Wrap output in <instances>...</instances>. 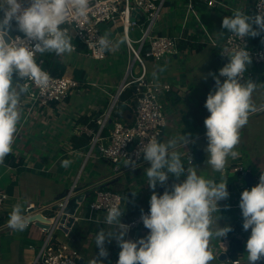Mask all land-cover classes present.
Here are the masks:
<instances>
[{
    "label": "crops",
    "instance_id": "0c3cea01",
    "mask_svg": "<svg viewBox=\"0 0 264 264\" xmlns=\"http://www.w3.org/2000/svg\"><path fill=\"white\" fill-rule=\"evenodd\" d=\"M255 1L218 0L215 6H209L204 0H194V7L199 18L205 23V26L217 41V45H214L210 41H204L199 36L197 33L199 29L196 27L195 21L191 22L189 27L183 28L182 17L187 0H168L157 22L156 29L162 35H183L179 42V54L174 57H166L160 61L148 59L149 74L171 85V90L163 95L166 126L160 141L167 142L168 139L179 136L183 132L190 134L191 142L186 148L180 147L178 149L182 159L187 160V164H184L185 168L187 169L190 166L187 155L192 152L191 159L193 161L191 162L192 165L196 162L199 163V171L196 169L199 175L204 172V178L206 179H213L216 182L223 179L227 183L229 198L218 202L220 212L213 214V217L216 220L220 216L219 225L213 223L211 227L212 230H215L218 226L229 225L234 230L222 239L210 240L209 248L216 257L210 264H233L232 261L235 259L248 264L246 241L250 237L251 229L248 231L243 230L239 201L242 191L247 186L252 188V186L259 183V177L261 173H264V157L251 154L246 162L241 160V155L236 159L229 158L223 176L212 169L207 163L208 156L205 151L208 141L204 120L210 115L205 108V102L209 92L215 90V80H212L210 91L208 88L204 90L205 88L202 85L197 84L196 79L201 80L197 66L192 69L191 77L194 79L193 81L190 74L186 78L185 68L177 57L180 54L183 56V54L189 52V49L199 54L203 52L204 48L209 47L210 51L215 52L214 61L219 66H225L226 64L223 63L220 56L229 33L222 28V20L224 17L232 15L233 9L237 8L251 15ZM145 21V17L140 16L138 23L143 27ZM120 26L119 24L116 27H113L111 23L104 24L102 25V31L108 34L114 45L110 51H107L106 59L110 58L108 54L127 55L124 65L125 75L122 76L119 71H115L118 68L117 66L115 69L112 66L108 68L100 67L97 65V61L88 54L85 47L78 50L77 46V49L72 53L62 55L61 64L51 61L50 65H53L56 72H62V75L77 79L80 82L79 89L71 91L64 101L53 102L48 107L29 109L28 105L20 106L21 122L18 124L12 145L13 159H10L14 164H3L20 171L17 176L18 181L15 183V194L9 195V201L5 203L0 212V264H40L39 262L35 263V259L45 238H43L44 233L42 234L39 231L41 222L32 221L29 222L24 231H14L7 224L9 215L13 206L17 203L23 206L24 212L30 207H36L39 212L45 213L46 210L55 205L61 193L70 188L78 174H80V177L77 181V187L91 188L86 192L89 194L87 200L91 199L92 192H95L103 184L109 190L118 193L124 192L121 208V210H124V214L121 217V222H125L138 212L150 208L149 201L152 189L148 186L145 175V169L150 167L149 162L144 161L141 166L135 169L115 173L111 164L109 168L106 160L96 158L94 155L88 157L89 148H74L71 141L72 136L87 135L81 130L86 127L94 128L93 123L97 124L98 128L97 120L108 111L114 95L117 94L126 76L130 63L126 43L119 44L118 47L115 46L120 40L124 39L123 32L120 34L115 33V29ZM140 31L142 34L141 29ZM135 32L136 28L133 30V35L137 37ZM72 43L78 45V40L72 39ZM217 48H221V51H218ZM43 56L45 57V55H41L44 59ZM213 67L215 68V66ZM248 67L250 74L247 78L249 77L257 84L252 99L259 108L264 105V67L255 65H249ZM47 69L49 70V68ZM138 72L139 67L134 64L133 73L137 74ZM247 78L244 80H249ZM223 79L221 78L222 82ZM74 94L80 99L77 100L76 97L73 99L72 95ZM21 100H23V97ZM124 104L127 105V102H124ZM134 115V107L131 106L123 113L122 120L131 122ZM262 117H264V109L258 110L249 116L247 126L250 129L254 128V130L252 133L249 131L247 134L246 147L249 148H246V150L248 152L261 151L256 149L258 143L256 135L260 133L258 124ZM110 130L111 123L103 131L104 142L109 141ZM240 134L244 135L242 129ZM63 160L70 161L68 167L61 166ZM86 166L88 170L84 175L83 172ZM240 167L243 168L242 171L240 169L236 170ZM248 172H250V176L247 179ZM183 180V177L177 179L170 174L167 183L164 186L158 184L155 191L158 195H162L165 190L171 191L173 184L180 183ZM133 192H135V195H133ZM96 217L101 219L99 214ZM102 228L108 230V226L100 220H79L69 237H66L62 231L63 237L66 239L62 240L69 242L77 250L80 264H90L92 258L98 255L99 249L95 246V235ZM147 235L144 231L137 230L132 233L130 240L135 241ZM56 237L61 241L58 235ZM105 247L109 255L103 259V264H116L121 250L117 242L115 240H112L111 243L106 242ZM222 253L225 254L224 259L221 258ZM256 264H264V260H260Z\"/></svg>",
    "mask_w": 264,
    "mask_h": 264
},
{
    "label": "clouds",
    "instance_id": "9594fccd",
    "mask_svg": "<svg viewBox=\"0 0 264 264\" xmlns=\"http://www.w3.org/2000/svg\"><path fill=\"white\" fill-rule=\"evenodd\" d=\"M24 4L25 0H0V165L12 152L21 122V98L30 87L28 81L41 89L50 81L49 73L37 63L36 54L72 53L75 50L72 37L62 26L68 22L70 12L77 18L86 17L90 0H27V6ZM222 28L243 43L246 37L255 38L264 33V12L251 16L241 9H233L232 15L223 18ZM13 30L23 33V38L12 37ZM125 42L122 39L115 46ZM92 46L105 52L114 45L106 33L95 45H89ZM222 52L230 60L219 70L218 76L212 74L215 90L206 98L205 108L210 115L204 125L207 163L223 176L228 159L240 155L235 150L240 143V130L248 123L249 116L264 109V105L258 108L253 102L257 84L243 79L246 66L252 63L247 46L243 43V47L234 48L230 53L226 49ZM190 142V134L183 132L167 142L153 136L142 144L137 156L142 155L150 163L145 175L152 195L149 213L142 211L141 219L149 233L135 241L125 239L129 226L121 222L124 210L115 204L108 207L102 222L108 230L102 228L96 233L95 246L99 252L90 264H103V259L109 255L105 244L112 240L121 249L116 264H210L216 259L209 248L210 240L222 239L233 229L225 225L212 230V224L219 225L220 219L219 216L214 220L213 214L220 212L218 202L228 199L230 194L223 179L216 182L198 175L189 156L190 166L185 168L178 149L186 148ZM69 164L68 160L61 162L62 167ZM125 165L132 169L138 166L131 158H126ZM170 174L185 179L173 184L171 191L158 195L157 185L164 186ZM239 207L243 230L251 229L246 241L247 261L256 264L264 260V173L256 186L242 191ZM29 222L23 206L14 205L8 227L24 231Z\"/></svg>",
    "mask_w": 264,
    "mask_h": 264
},
{
    "label": "built area",
    "instance_id": "2783aa9c",
    "mask_svg": "<svg viewBox=\"0 0 264 264\" xmlns=\"http://www.w3.org/2000/svg\"><path fill=\"white\" fill-rule=\"evenodd\" d=\"M168 0H90L88 14L84 18L74 17L71 12L68 16V22L62 27L68 30V35L72 39H77L88 54L96 61L105 60L107 58V51L100 52L95 45L98 38L104 36L102 25L111 23L113 27L121 25L123 27V37L126 40L128 55L130 63L127 68V73L120 85L117 94L114 95L112 104L108 111L101 116L98 122V128H84L81 132L92 137L88 157L94 155L96 158L104 159L112 166L115 173H121L132 169L126 166V158L136 160L137 167L141 166L145 161L140 155L137 156L142 144L148 142V138L155 136L160 140L166 126V112L163 104V95L165 92L171 90V85L162 80L155 78L149 74L146 59L151 58L155 61H160L169 56H177L179 54V42L183 38L180 36L162 35L157 32V22L163 12V9ZM209 6H215L218 0H204ZM259 12H264V0H256L253 6L251 16ZM145 17L144 26L141 27L138 23L139 17ZM196 22V27L199 29L197 33L203 40L212 42L217 45V41L211 35L205 23L199 18L197 10L194 7V0H187L186 8L182 17L183 28L189 27L191 22ZM140 27L142 34L140 37L133 35V30ZM12 37L21 36L23 34L11 35ZM260 42V46H253L250 38L246 37L243 43L247 46L252 57L251 65L264 67V33L255 37ZM7 39V38H6ZM243 43L237 38L231 36L229 33L225 39L223 49L231 52L234 48L243 47ZM136 44V45H135ZM75 50L77 49V45ZM74 50V51H75ZM223 57L230 58L226 54H221ZM40 67L49 73L50 81L47 87L41 89L31 81L29 91L23 96L21 105H28L29 109L36 107H48L53 102H62L73 90H78L80 82L74 77L65 75H53L44 66V59L41 54L37 53L35 57ZM137 64L139 72L133 73V66ZM249 65L246 66L244 78L250 74ZM23 82V81H21ZM135 87L136 104L134 106V119L131 122L124 121L114 117L112 111L117 103L120 95L127 87ZM111 123V130L109 134V141L104 142L103 131ZM192 152L188 153L191 159ZM191 161H193L191 159ZM190 162V161H189ZM136 167V168H137ZM243 170L242 167L236 168ZM80 177L75 179L70 192L63 196L57 203V211L54 215L48 216L42 213L43 217L49 219V222H41L39 225L40 231L45 234L39 254L35 259V263L40 264H80L78 260L77 250L69 243L60 241L56 237V231L61 230L69 237L73 231L74 226L79 220L103 222L106 215V210L112 205H119L122 208L123 198L120 193L98 188L95 190L94 198L85 206L80 203L75 213L74 221H61L65 206L70 200L71 194L77 187V181ZM258 184V183H257ZM255 184L254 186H256ZM252 186V187H254ZM248 190L251 186H247ZM9 195L5 189L0 188V212L6 202L9 201ZM150 208L143 211L144 214L149 213ZM138 212L125 222L129 226L127 238L130 239L132 233L137 230H142L149 233L143 225L141 219V212ZM99 214L101 219L96 215ZM243 223V218H242ZM233 264H246L245 262L235 259Z\"/></svg>",
    "mask_w": 264,
    "mask_h": 264
},
{
    "label": "rangeland",
    "instance_id": "374dc122",
    "mask_svg": "<svg viewBox=\"0 0 264 264\" xmlns=\"http://www.w3.org/2000/svg\"><path fill=\"white\" fill-rule=\"evenodd\" d=\"M121 32H123V27L122 26H120V27L115 29V33H119L120 34ZM135 33H136L135 35H137V37H139L140 34H141L140 28L138 26L136 27V32ZM209 45L213 46L212 44H209ZM213 47H215V46H213ZM217 49H218V51H221V48H217ZM188 51L189 52H187L186 54H183V56H182V54H180L177 57V59L181 61L180 63L185 68L186 78L188 77V74H190V77H191V73H192L193 67L197 66V70L199 71V78L201 79V80L196 79L197 80V84L202 85V87L205 88L204 90H206V88H208L209 91H210L211 86H212V80H213L212 74H215V75L218 76L219 73H217V72H219L221 67H224V66L223 65L219 66L218 63H216L214 61V58H215L214 53L215 52L210 51L209 47L208 48H204L203 52H200L199 54H197L198 52L191 51V49H189ZM126 56H123L121 54H115V55H113V54L109 55L108 54V57H110V58H108L106 60L97 61V65H99L100 67L103 66L104 68H108L109 66H112L113 69H115V67L117 66L118 68L115 69V71L116 72L119 71L121 73V75L123 76V75H125L124 65L126 63ZM172 57H174V56H172ZM145 59H146L147 65H149L148 64L149 63V61H148L149 58H145ZM213 66H215V68ZM247 79H250V78L248 77ZM193 81H194V79H193ZM75 97H76L75 94L72 95L73 99ZM75 99L78 100L80 98L76 97ZM255 121H258V120H255ZM248 124L249 123H247L242 128V131H243L244 135L240 134V143L237 145V147L235 149L236 151H238L240 153V155L242 157L241 160L243 162H246L248 160V157L251 156V154L264 157V117H262L259 120V124H258L259 126L258 127H259V130H260V133L256 135V139L258 141L256 149L257 150H261V151H255L254 153H252L251 151L248 152V150H246V148H249V147H246V143H247V139H248V135L247 134H248L249 131L252 133L253 130H254V128L250 129L249 126H247ZM245 127H247V128H245ZM182 162L184 164L185 163L187 164V160L186 159H182ZM107 163H108L109 168H110V163L109 162H107ZM198 165H199L198 162L193 164V166H196L198 171H199ZM87 170H88V167L86 166V168L84 169V172H83L84 175L86 174ZM19 171L20 170L16 171L15 169H11L8 165H0V180H1L0 181V188L5 189L7 191V193H8V195H10V196L15 194V189H16L15 183L18 181L17 176L19 174ZM203 173L204 172H202L201 176L204 177ZM84 175H82V176H84ZM198 175H199V172H198ZM183 178L185 179V177H183ZM10 182H13V183H10ZM72 185L70 186V189H71ZM94 195H95V192L93 191L92 194H91V199L86 200L85 203H84V206L94 198ZM56 235H58V237H59V239H61V241L66 240L63 237V232L61 230H57L56 231Z\"/></svg>",
    "mask_w": 264,
    "mask_h": 264
},
{
    "label": "trees",
    "instance_id": "16d2710c",
    "mask_svg": "<svg viewBox=\"0 0 264 264\" xmlns=\"http://www.w3.org/2000/svg\"><path fill=\"white\" fill-rule=\"evenodd\" d=\"M24 6H27V0H25V4ZM15 34H23L21 32H19L18 30H13L11 32V35H15ZM249 38V37H248ZM250 39L252 40V45L253 46H260V42L258 41V39L256 38H251ZM78 50H82V48L84 47L83 44H81L79 41H78ZM182 46V45H180ZM45 55L44 57V66L46 68H49V70L51 71V74L53 75H62V72L61 73H58L56 72L53 68V65H50V62L52 61H56V63L58 64V62L61 64L60 62V59L62 57L61 56H57L55 53H45L43 54ZM59 64V65H60ZM124 102H127V105L124 104ZM136 104V99H135V88L133 86L131 87H127L123 92L122 94L120 95L119 99H118V102L117 104L115 105L114 109H113V116L114 117H117L119 119H123L122 118V115L123 113L127 110V109H130V107H134ZM93 126L94 128H97V124L93 123ZM91 140H92V137L89 136V135H80V136H72L71 137V141H72V145L74 148H84V149H88L90 147V143H91ZM10 159H13V154L10 153L8 156L5 157V161L4 163H10L11 165L14 164V162H11ZM99 188H102V189H107L104 184L103 185H100ZM122 198H124V192H120ZM57 205H53L50 209L46 210L45 213L48 215V216H52L55 214V212L57 211ZM234 230V228H232ZM232 230V232H233ZM43 234V233H42ZM45 237V234H43V238Z\"/></svg>",
    "mask_w": 264,
    "mask_h": 264
},
{
    "label": "water",
    "instance_id": "95a60500",
    "mask_svg": "<svg viewBox=\"0 0 264 264\" xmlns=\"http://www.w3.org/2000/svg\"><path fill=\"white\" fill-rule=\"evenodd\" d=\"M220 58L223 60L224 64L228 63V58L223 57L222 55L220 56ZM251 65V64H250ZM250 176V172L247 173V179ZM91 188H86L83 189L81 187H76L73 191V193L71 194L70 200L68 201L67 205L65 206V213L61 219V221L63 222L64 220H66L67 216L68 220L70 222L74 221V215L79 207L80 203H84L87 198L88 195L86 192L89 191ZM70 192V188L66 189L63 193H61V195L57 198V201L55 202V204L65 195H67ZM27 217L29 218L30 222L32 221H40V222H49V219H46L45 217H43L42 213L38 211V209L36 207H30L28 208L25 212H24ZM40 225V224H39ZM223 257V258H222ZM221 258L224 259L225 258V254L222 253Z\"/></svg>",
    "mask_w": 264,
    "mask_h": 264
}]
</instances>
